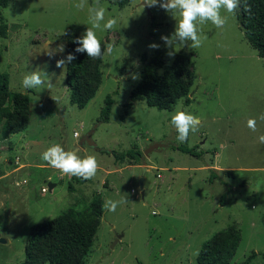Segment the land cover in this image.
I'll return each mask as SVG.
<instances>
[{"label": "rangeland", "instance_id": "374dc122", "mask_svg": "<svg viewBox=\"0 0 264 264\" xmlns=\"http://www.w3.org/2000/svg\"><path fill=\"white\" fill-rule=\"evenodd\" d=\"M78 2L8 0L1 10L8 32L0 38V73L8 75L10 91L28 95L30 108L27 128L19 133L6 135L7 120L0 117V264H23L33 226L71 208L79 213L99 196L103 205L124 202L115 212L103 207L85 264H197L202 245L234 225L241 242L229 264H241L253 252L264 254V144L258 142L264 135L258 118L264 113V59L244 38L237 10L221 9L223 28L198 25L200 47L174 48L190 59L194 82L190 102L182 98L169 111L131 103L130 92L141 81V56L154 53L153 43L167 47L161 37L174 33L178 15L159 4L146 8L145 0H129L121 8L116 0H85L82 10L74 7ZM93 5L106 10L105 22L114 18L117 24L94 30L103 50L111 43L113 51L103 55L96 95L79 109L69 100L66 64L57 67V61L66 58L67 35L80 37L91 27ZM33 71L44 83L25 89L22 79ZM107 96L113 101L110 117L101 122ZM176 111L196 116L199 131L184 143L176 141L175 132L168 147L150 150L170 138ZM249 118L257 120V131L247 127ZM54 144L81 158L95 156V177L64 175L43 161L42 153ZM180 145L197 147L203 155L194 158L172 148ZM130 149L142 153L139 161L116 162L111 154ZM215 152V164L233 168L231 176L190 169L212 164ZM49 183L56 186L52 191ZM249 264H264V258L258 255Z\"/></svg>", "mask_w": 264, "mask_h": 264}, {"label": "trees", "instance_id": "16d2710c", "mask_svg": "<svg viewBox=\"0 0 264 264\" xmlns=\"http://www.w3.org/2000/svg\"><path fill=\"white\" fill-rule=\"evenodd\" d=\"M8 0H0V38H6L8 25L4 22L1 10L6 8ZM129 0H116L117 6L124 7ZM237 20L244 38L264 59V0H240ZM74 34L66 37V57L73 54L76 59L66 64V85L70 103L84 109L94 98L102 84L101 59L88 58L87 53H76L78 47ZM102 50L104 45L101 43ZM168 47L156 49L150 56L143 54L140 71V83L130 92L131 103L144 101L148 107L158 110H171L176 102L188 95L194 82V73L190 59L182 52H173ZM162 69L159 74L158 70ZM111 96H107L101 110L99 121L108 122L112 106ZM131 104H129L130 106ZM30 101L27 94L12 92L9 78L0 73V117L7 120L5 134L24 131L28 124ZM176 151L200 158L203 152L197 147L185 145L172 146ZM116 162L126 159L139 161L142 153L130 149L123 153L111 152ZM222 200L225 199L223 195ZM103 215L101 197H94L81 212L69 209L62 215L33 226L25 245L23 264H85L92 248L100 220ZM241 242V233L234 225L206 241L197 256V264H229L235 256ZM251 253L241 264H249L256 256Z\"/></svg>", "mask_w": 264, "mask_h": 264}, {"label": "clouds", "instance_id": "9594fccd", "mask_svg": "<svg viewBox=\"0 0 264 264\" xmlns=\"http://www.w3.org/2000/svg\"><path fill=\"white\" fill-rule=\"evenodd\" d=\"M148 7H153L157 4L167 11L178 15L179 19L174 30V33L169 36H162L161 40L165 45L172 49L168 53L173 55L175 47H191L198 48L202 44V39L199 34L198 25H203L211 22L216 28H223L226 24V18L221 15V9H224L230 14H234L240 7V0H145ZM78 10L85 7V0H79L74 4ZM105 9L103 7H96L93 5L89 9V23L91 27L74 40L78 45L75 48L76 53H87L88 58L101 59L103 55L111 54L113 45L109 43L106 50H102L100 40L94 30H112L117 20L109 18L105 22ZM191 42L190 45L188 42ZM151 49H157L159 45L153 43L149 45ZM61 52L64 46L60 45ZM76 59L73 54H68L65 59L57 61V67H64L65 64H70ZM137 75H133L132 79H138ZM44 81L38 71L26 73L22 79V86L25 89H32L41 86ZM260 121H264V113L258 117ZM171 124L176 132V141L184 143L188 141L190 133L199 131L200 120L191 114L184 111H176L171 116ZM257 120L249 118L247 120V127L253 132L257 131ZM78 135V133H75ZM258 142L264 144V135L258 137ZM41 159L47 162L52 168L59 170L64 175L75 176L84 180H90L95 177L99 167L96 157L87 155L81 158L77 152L65 151L59 144H54L44 151ZM124 201L108 200L103 207L109 211L115 212L120 203Z\"/></svg>", "mask_w": 264, "mask_h": 264}, {"label": "crops", "instance_id": "0c3cea01", "mask_svg": "<svg viewBox=\"0 0 264 264\" xmlns=\"http://www.w3.org/2000/svg\"><path fill=\"white\" fill-rule=\"evenodd\" d=\"M218 156H219V152H215V154H214V156H213V160H212V164H210V165H206V166H204V167H193V168H190V169H192V170H201V169H203V170H217V171H224V172H226L227 174H229L230 176H231V173L233 172V168H229V167H224V168H222V167H219V166H217L216 164H215V161H216V159L218 158ZM24 166V165H23ZM20 168H22V166L20 167ZM183 169H186V168H183ZM146 171H147V169H146ZM54 187H56L55 185H53L52 186V188L51 189H49L50 191H52V189H54Z\"/></svg>", "mask_w": 264, "mask_h": 264}, {"label": "water", "instance_id": "95a60500", "mask_svg": "<svg viewBox=\"0 0 264 264\" xmlns=\"http://www.w3.org/2000/svg\"><path fill=\"white\" fill-rule=\"evenodd\" d=\"M143 5L147 8V4H146L145 2L143 3ZM174 137H175V129L173 128V130L171 131V134H170V138L167 140L166 143H164V144L156 143V144H154V145L151 147L150 150L157 149V148H160V147H168V146L170 145L169 142L172 141V140L174 139ZM86 141H87V142L89 141V136H87L86 138H84V139L82 140V142H86ZM91 145H94V143L91 142ZM145 155H147V153H145ZM143 171L145 172L146 169H143ZM52 186H53V185H52L51 183L48 184L49 189H51ZM142 187H143V179H140V188L142 189ZM141 194L143 195V192H141ZM2 241H3V240H0V242H2Z\"/></svg>", "mask_w": 264, "mask_h": 264}, {"label": "built area", "instance_id": "2783aa9c", "mask_svg": "<svg viewBox=\"0 0 264 264\" xmlns=\"http://www.w3.org/2000/svg\"><path fill=\"white\" fill-rule=\"evenodd\" d=\"M74 136H77V135L74 134ZM16 161H18V158H16ZM41 192H42V193H45V192H46V189H45V188H42V189H41Z\"/></svg>", "mask_w": 264, "mask_h": 264}]
</instances>
